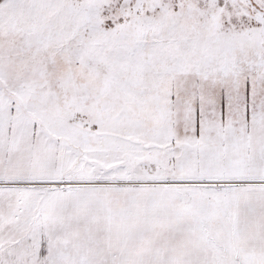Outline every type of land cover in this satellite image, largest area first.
Returning a JSON list of instances; mask_svg holds the SVG:
<instances>
[{
	"label": "snow or ice",
	"instance_id": "1",
	"mask_svg": "<svg viewBox=\"0 0 264 264\" xmlns=\"http://www.w3.org/2000/svg\"><path fill=\"white\" fill-rule=\"evenodd\" d=\"M0 264H264V0H0Z\"/></svg>",
	"mask_w": 264,
	"mask_h": 264
}]
</instances>
